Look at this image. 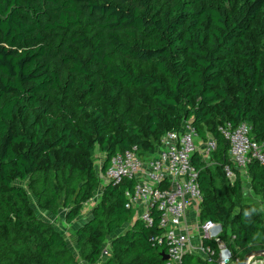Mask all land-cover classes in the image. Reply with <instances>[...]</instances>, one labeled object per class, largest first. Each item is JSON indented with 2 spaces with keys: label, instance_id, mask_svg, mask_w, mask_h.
<instances>
[{
  "label": "trees",
  "instance_id": "obj_1",
  "mask_svg": "<svg viewBox=\"0 0 264 264\" xmlns=\"http://www.w3.org/2000/svg\"><path fill=\"white\" fill-rule=\"evenodd\" d=\"M183 122L216 140L210 164L192 157L199 219L220 223L239 258L264 250V166L233 167L230 182L218 132L245 122L264 141V0H0V264H79L28 193L72 222L99 186L95 147L103 173L115 152H150ZM244 177L261 204L245 196ZM131 186L104 184L75 228L84 262L108 242L100 264H164L151 241L161 229L131 222L124 207ZM181 264L210 263L186 253Z\"/></svg>",
  "mask_w": 264,
  "mask_h": 264
},
{
  "label": "built area",
  "instance_id": "obj_2",
  "mask_svg": "<svg viewBox=\"0 0 264 264\" xmlns=\"http://www.w3.org/2000/svg\"><path fill=\"white\" fill-rule=\"evenodd\" d=\"M249 130L245 122L218 126L228 144L230 163L223 165V171L230 182L235 178L233 167L243 169L251 159L264 166V141L253 140ZM198 137L194 126L183 122L179 129L166 131L150 152L140 153L137 145L115 152L102 173L103 185L132 182L131 188L124 191V207L134 209L147 227L157 225L161 229L151 241L152 245L164 247V264H181L186 253L198 255L210 264H242L245 256L234 255L221 239V224L198 217L202 194L192 157L198 151L202 160L210 164V155L216 149L211 135L203 139L201 147L196 143ZM204 239L215 242L216 249L204 244ZM104 245L97 264L109 254L108 242ZM243 263L264 264V251L249 255Z\"/></svg>",
  "mask_w": 264,
  "mask_h": 264
},
{
  "label": "rangeland",
  "instance_id": "obj_3",
  "mask_svg": "<svg viewBox=\"0 0 264 264\" xmlns=\"http://www.w3.org/2000/svg\"><path fill=\"white\" fill-rule=\"evenodd\" d=\"M204 142V140L201 138V137H198L197 140H196V143L198 144V146H202V143ZM144 154V153H143ZM105 161V154L101 151H99L97 149V147H95L94 149V153H93V156H92V162H93V167H94V170L98 176V179H99V186H98V189L96 190V192L98 191V193L94 194V197L87 200L86 202H84L79 210V213L78 215L76 216V218L74 219V221L72 222H68L66 225L63 224L64 227L67 226L66 229H58L62 232L64 238L66 239L67 241V244L69 246V248L73 251V253L76 255V257L78 258V261H79V264H86L81 258H80V255H79V249L75 246V240H74V230L75 228L81 224L83 221L87 220L89 218V216L91 215V210H92V207L93 205H95V203L97 202V200L99 199V196L98 194L101 192V189L103 187V182H104V179H103V176H102V173H101V165L103 164V162ZM243 169H240L239 171H243ZM21 184H25V182L23 181H20ZM243 183H244V187H245V196L248 197V198H251L253 199L254 201H256L257 203L261 204L260 202H258L257 200V197L253 196L250 194V190H249V183L247 182V179L246 177L243 178ZM29 194V197H30V205L31 207L33 208V210H35V212L39 215V214H44V212H42L37 204H36V200L33 196L32 193H28ZM65 212H66V208L64 207H61L60 209V213H59V216L57 217H53V219H57V220H65ZM48 216H50L48 214ZM192 225H194V222L192 223ZM118 232V231H117ZM105 246V245H104ZM107 249L109 250V245H107Z\"/></svg>",
  "mask_w": 264,
  "mask_h": 264
},
{
  "label": "crops",
  "instance_id": "obj_4",
  "mask_svg": "<svg viewBox=\"0 0 264 264\" xmlns=\"http://www.w3.org/2000/svg\"><path fill=\"white\" fill-rule=\"evenodd\" d=\"M61 209V208H60ZM42 212H44V214H39V216L40 217H42L43 219H45V220H47V221H49V222H51L57 229H60V228H62V229H66L67 228V226L66 227H64L63 226V224L64 225H66L68 222H65V220H57V219H53L52 218V216L53 217H57V216H59V213H60V210H59V212H58V214L57 215H51L49 212H47V211H44V210H42V209H40ZM189 214H190V216H192V214L190 213V212H188ZM48 214L50 215V216H48ZM65 214H66V212H65ZM64 214V215H65ZM137 218V213H136V211L134 210V209H132V213H131V222L132 221H134L135 219ZM130 223H126L125 225H124V227H123V229L125 228V227H127V225H129ZM60 227V228H59ZM60 231V230H59ZM74 240H75V237H74ZM75 246H76V244H75ZM86 263V262H85ZM98 263V262H97ZM97 263H94V264H97ZM86 264H88V263H86Z\"/></svg>",
  "mask_w": 264,
  "mask_h": 264
},
{
  "label": "water",
  "instance_id": "obj_5",
  "mask_svg": "<svg viewBox=\"0 0 264 264\" xmlns=\"http://www.w3.org/2000/svg\"><path fill=\"white\" fill-rule=\"evenodd\" d=\"M101 167H102V165H101ZM262 251H264V250H257V251H251V252H249L248 254L245 255L243 262L245 261V259H246L249 255H252V254H258V253H260V252H262ZM160 254H161V258H162L163 261L167 259V255L165 254V252L162 251V252H160ZM243 262H242V264H244Z\"/></svg>",
  "mask_w": 264,
  "mask_h": 264
}]
</instances>
